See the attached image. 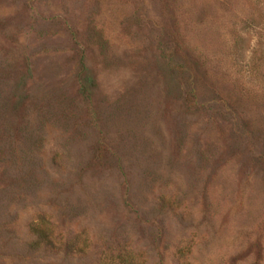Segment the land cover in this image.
Segmentation results:
<instances>
[{"label": "rangeland", "instance_id": "1", "mask_svg": "<svg viewBox=\"0 0 264 264\" xmlns=\"http://www.w3.org/2000/svg\"><path fill=\"white\" fill-rule=\"evenodd\" d=\"M110 250L264 264V0H0V264Z\"/></svg>", "mask_w": 264, "mask_h": 264}, {"label": "trees", "instance_id": "2", "mask_svg": "<svg viewBox=\"0 0 264 264\" xmlns=\"http://www.w3.org/2000/svg\"><path fill=\"white\" fill-rule=\"evenodd\" d=\"M81 73H85V69L83 65L80 66ZM86 81H89L88 77H85ZM88 89L84 86L81 87V93L84 96H87ZM87 98V97H86ZM30 232L32 236L34 237V240L30 243V247L34 250H38L39 248H46V249H52L51 242L48 240L46 233H44L42 230L32 227L30 228ZM71 246H67L66 249H71ZM177 264H190L186 261L184 254L177 253ZM96 264H140V262L137 261V258L135 256H132L130 253L123 252V253H114L111 250L103 252L100 257L98 258V261Z\"/></svg>", "mask_w": 264, "mask_h": 264}]
</instances>
